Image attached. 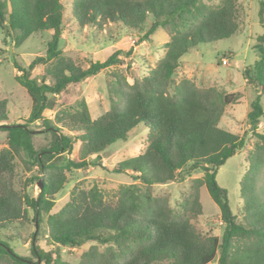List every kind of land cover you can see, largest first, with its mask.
Instances as JSON below:
<instances>
[{
    "label": "trees",
    "instance_id": "16d2710c",
    "mask_svg": "<svg viewBox=\"0 0 264 264\" xmlns=\"http://www.w3.org/2000/svg\"><path fill=\"white\" fill-rule=\"evenodd\" d=\"M259 18L264 25L263 1ZM68 22L97 30L113 25L135 37L136 44L150 42L162 30L168 41L160 45L162 56L140 79L129 83L117 72L109 74V107L92 119L83 99L59 107L56 97L69 85L118 65L119 55L131 51L115 50L104 61H90L83 68L59 47ZM240 28L236 0H219L216 6L201 0H0L4 43L11 40L18 48L30 36L52 31L43 56L27 67L13 60L18 72L14 80L31 101L27 119L9 124L10 101L0 99L6 146L0 150V234L13 230L8 238H20L21 228L37 224L31 257H19L0 239V264H264V200L255 187L264 166V135L257 132L264 119V35L258 38L259 60L242 70L243 80L257 95L246 116L255 143L246 152L247 170L239 183V216L230 210L216 175L246 147L243 136L218 128L226 107L242 96L215 86L203 88L186 77L174 79L182 56L235 36ZM38 66L44 67L41 78L32 76ZM139 125L146 130L142 152L111 170L130 173L134 183L120 185L109 199L96 186L85 189L77 183L54 211V197L68 182L66 174L100 166L88 158L98 159ZM77 141L79 160L74 161L69 155ZM194 173L201 176L192 178ZM186 178L189 191L177 209L167 195L153 194L156 185ZM39 180L43 187L33 196L31 187ZM202 187L219 209L220 237L197 224ZM42 232L52 247L48 251L38 245ZM86 243L91 245L77 263L62 260L60 248L77 249Z\"/></svg>",
    "mask_w": 264,
    "mask_h": 264
},
{
    "label": "rangeland",
    "instance_id": "374dc122",
    "mask_svg": "<svg viewBox=\"0 0 264 264\" xmlns=\"http://www.w3.org/2000/svg\"><path fill=\"white\" fill-rule=\"evenodd\" d=\"M207 6H216L219 0H201ZM238 15L241 22L239 33L228 39L213 44L201 45L197 50L190 51L180 59V67L174 76L175 80L182 77L193 80L203 88L215 86L225 89L227 92H238L241 99L238 103L226 107L225 114L221 118L218 128L235 133L245 138V146L220 167L216 175L217 184L226 190L228 204L234 215L241 213L242 201L239 199V183L247 170L246 152L254 145L255 138L246 124V116L250 110V103L257 95V90L247 84L242 78V70L247 66H253L260 55L258 46L262 45L258 38L264 35V25L260 22L259 7L264 0H236ZM68 15V12L66 13ZM150 20L148 21V23ZM149 25V24H148ZM52 31L39 32L30 36L23 44L14 48L11 40L3 42V34L0 30V99L9 100L8 123H22L27 119L31 101L24 88L15 80L18 74L13 60L21 67L28 64L37 56H43L46 43L51 39ZM136 38L121 31L118 27L108 25L102 30L93 27H79L73 22H68L61 35L59 47L64 54L71 57L83 68L90 61H104L115 50H122L127 56L120 54L121 62L101 71L95 77L88 78L80 83L69 85L65 91L56 97L59 107H69L75 102L84 100L87 104L92 119L97 118L109 107V97L106 89L107 79L111 80L110 73L117 72L127 81L133 78L140 79L147 74L156 61L162 56L161 44L168 41V36L157 30L150 42L135 43ZM226 54L223 56V54ZM224 62H226L224 64ZM43 66H38L32 72V76L41 78ZM264 106V95L261 97ZM47 117H52V112H46ZM38 125V123H37ZM40 126H31L38 129ZM258 133L264 135V119H261ZM146 130L143 126H137L125 140H120L109 146L99 158L91 156L88 160L100 163V166L89 167L86 171H72L67 175L68 182L64 188L55 195L57 211L66 201L69 192L74 185L80 183L85 189L93 186L99 188L104 196L109 199L120 185L134 183L128 174H115L112 168L119 162L136 156L142 152L143 140ZM42 143V140H39ZM5 146V134L0 131V150ZM79 142H75L69 159L79 160ZM36 171V168L33 169ZM201 173H194L192 178L200 177ZM190 179L177 183L156 185L152 188L155 195H167L171 207L177 209L181 203V197L188 193ZM255 187L260 198L264 200V166L255 180ZM37 184L31 187L33 196L39 193ZM200 203L202 216L197 224L205 232L220 237L223 224L219 219V209L211 200L207 190H200ZM30 216H32L30 214ZM35 224L30 223L20 230L21 237H10L14 231H4L0 239L7 243L10 249L19 257H31V235L37 230ZM45 233L42 232L39 247L48 251L52 247L47 244ZM91 243H86L77 249L60 248L62 260L68 263H77L81 254L86 251Z\"/></svg>",
    "mask_w": 264,
    "mask_h": 264
},
{
    "label": "water",
    "instance_id": "95a60500",
    "mask_svg": "<svg viewBox=\"0 0 264 264\" xmlns=\"http://www.w3.org/2000/svg\"><path fill=\"white\" fill-rule=\"evenodd\" d=\"M39 189L41 190L42 189V180H39L38 183H37ZM36 229H37V224H36Z\"/></svg>",
    "mask_w": 264,
    "mask_h": 264
},
{
    "label": "built area",
    "instance_id": "2783aa9c",
    "mask_svg": "<svg viewBox=\"0 0 264 264\" xmlns=\"http://www.w3.org/2000/svg\"><path fill=\"white\" fill-rule=\"evenodd\" d=\"M226 62H224V64H225Z\"/></svg>",
    "mask_w": 264,
    "mask_h": 264
}]
</instances>
